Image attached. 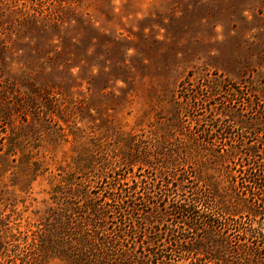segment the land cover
Segmentation results:
<instances>
[{
	"label": "rangeland",
	"instance_id": "obj_1",
	"mask_svg": "<svg viewBox=\"0 0 264 264\" xmlns=\"http://www.w3.org/2000/svg\"><path fill=\"white\" fill-rule=\"evenodd\" d=\"M261 86L264 0H0V264H34L32 241L70 206L71 188L108 211L119 184L174 172L151 155L161 142L193 152L191 179L198 133L264 142V126L221 113L228 105L250 117L249 101L260 103L250 91ZM137 149L151 166L124 163ZM179 192L181 202L198 193L195 182ZM85 199L72 204L79 216H88ZM41 264L67 260L46 255Z\"/></svg>",
	"mask_w": 264,
	"mask_h": 264
},
{
	"label": "trees",
	"instance_id": "obj_2",
	"mask_svg": "<svg viewBox=\"0 0 264 264\" xmlns=\"http://www.w3.org/2000/svg\"><path fill=\"white\" fill-rule=\"evenodd\" d=\"M250 93L260 102L249 101L250 117L243 118L228 105L221 113L241 126L262 127L264 87L253 88ZM210 94L216 95V89ZM195 102L202 100L195 96ZM255 134L250 132L248 137ZM230 138L221 132L195 135V179L186 168L193 152L182 145L168 147L161 142L160 149L151 155H163L164 167L172 166L178 173L162 172L160 179L135 178L131 184H119L111 193H118L119 199L116 207L109 204L108 211L118 213L111 220L114 226L110 231L105 223L109 212L100 206L99 199H88L81 189L71 188L70 206L67 202V206L53 211L51 226L41 227L32 241L36 254L32 262L41 264L43 257L53 255L67 260V264H191L186 261L191 254L195 264H264V198L259 196L264 192V142L246 145L244 138L235 142ZM121 157L131 167L152 165L150 153L138 149ZM178 161L183 167L178 168ZM189 182H195L198 193L181 202L175 195H180ZM111 195L109 200L114 202ZM76 197L86 198L88 216L77 214L80 207L72 205ZM166 202L172 212L159 215V205ZM141 208L149 212L146 217L139 218ZM178 215L187 220H178ZM190 232L194 234L187 235ZM235 232L237 239L232 241L230 236ZM172 255L176 256L174 262Z\"/></svg>",
	"mask_w": 264,
	"mask_h": 264
}]
</instances>
